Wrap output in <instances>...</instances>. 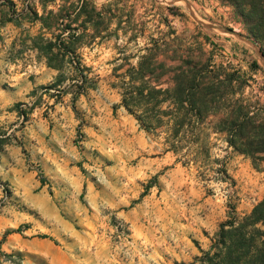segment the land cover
Returning a JSON list of instances; mask_svg holds the SVG:
<instances>
[{
  "label": "rangeland",
  "instance_id": "374dc122",
  "mask_svg": "<svg viewBox=\"0 0 264 264\" xmlns=\"http://www.w3.org/2000/svg\"><path fill=\"white\" fill-rule=\"evenodd\" d=\"M72 7L85 8L74 23ZM84 11L105 14L99 37L67 38ZM160 38L232 74L235 97L264 112V58L226 1L0 0V264H190L231 207L242 218L264 200V161L223 134L186 165L120 106L116 76Z\"/></svg>",
  "mask_w": 264,
  "mask_h": 264
},
{
  "label": "trees",
  "instance_id": "16d2710c",
  "mask_svg": "<svg viewBox=\"0 0 264 264\" xmlns=\"http://www.w3.org/2000/svg\"><path fill=\"white\" fill-rule=\"evenodd\" d=\"M223 1L234 6L248 37L259 45L264 56L260 44L264 42V0ZM83 9L81 7L79 12ZM74 10L72 7L67 15L71 23L79 18V12L72 17ZM84 13L86 18L80 25L81 33L72 29L74 32L67 38L93 40L99 37L98 26L105 14ZM59 15H55L53 21L57 22ZM49 26L45 23V28ZM90 28L93 33H88ZM177 39L179 37L175 36L173 40ZM171 46L165 39L154 41L152 47H145L146 53L139 57L135 66L116 76L120 106L135 118L145 133L153 135L163 128L165 150L181 154L183 164L209 159L207 140L211 133L223 134L229 147L250 157L253 163L264 161V112L253 111L242 93L239 98L235 97L237 91L232 85V74L224 73L222 67L211 66L209 61L196 59L190 50L170 51ZM54 47L51 41L44 47L49 62ZM169 52L171 55H167ZM179 52L183 53L178 55ZM159 54L164 57L160 61ZM80 80L83 84L78 89L83 90L87 78L82 72ZM212 116L219 117L209 121ZM192 146L196 147L192 153H180L183 148ZM200 253L190 264H264V200L242 218H238L231 207L228 220L220 224L209 249L200 250Z\"/></svg>",
  "mask_w": 264,
  "mask_h": 264
},
{
  "label": "crops",
  "instance_id": "0c3cea01",
  "mask_svg": "<svg viewBox=\"0 0 264 264\" xmlns=\"http://www.w3.org/2000/svg\"><path fill=\"white\" fill-rule=\"evenodd\" d=\"M9 151H14L12 147L7 148ZM1 169V168H0ZM1 174V173H0ZM8 210V209H7Z\"/></svg>",
  "mask_w": 264,
  "mask_h": 264
},
{
  "label": "water",
  "instance_id": "95a60500",
  "mask_svg": "<svg viewBox=\"0 0 264 264\" xmlns=\"http://www.w3.org/2000/svg\"><path fill=\"white\" fill-rule=\"evenodd\" d=\"M260 51V50H259ZM260 53V55H261V57H263L264 58V56L262 55V53L261 52H259Z\"/></svg>",
  "mask_w": 264,
  "mask_h": 264
}]
</instances>
